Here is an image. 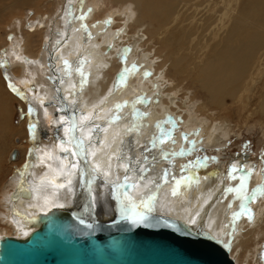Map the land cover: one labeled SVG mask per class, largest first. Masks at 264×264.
<instances>
[{
    "label": "bare ground",
    "instance_id": "1",
    "mask_svg": "<svg viewBox=\"0 0 264 264\" xmlns=\"http://www.w3.org/2000/svg\"><path fill=\"white\" fill-rule=\"evenodd\" d=\"M48 1L52 2V7L50 6L47 15L37 17L32 23L30 27L33 31L28 30V38L23 50L18 48L19 50L8 54L9 65L5 68L6 70L9 67L13 69L16 64H21L18 77L9 81L8 86L10 90L12 86H17L15 88L19 89L22 95L27 96L25 101H27V106L35 112L38 134L22 178L23 184L30 190L28 197L24 198L29 200H23L19 208H13L5 200L10 199V194H4L3 203H6L2 205V211H0V237L4 235L25 237L35 227L29 219L36 213L45 212L52 207L81 208V202L85 200L84 203L87 205L89 200L77 169L73 166L78 157L71 156L70 159H66L60 151L62 147L67 148L69 153L74 151L71 144L62 143L61 140V137L66 138L68 122L64 120L61 129L56 131L55 128L59 125L57 122L64 116L54 112V105L44 106L45 101L54 97V93L47 78L45 57L43 52L38 53L39 44L35 41L36 34L38 37L44 35V37L52 38L49 47L57 38L55 32H58L60 36H66L61 55L68 57L82 48L83 55L89 61L85 66L88 73L86 72L83 77L85 82L82 87L78 85L80 78L62 82L58 90L62 96L74 98L75 94L71 92L73 86L77 85L76 91L83 95L81 105L84 108V114L79 116L77 121V134L84 139L85 143H88L86 144L88 162L96 169L95 178H91L89 188L91 198L94 197L91 203L97 202L99 208L101 207L96 213L99 219H109L113 215L116 203L111 182L120 183L125 175L131 181L132 177L136 176L129 173L131 167L125 171V162L118 160L123 145H127L126 137L132 138L135 155H139V146L157 128L156 120L165 117L168 110L165 103L171 97L165 98L166 102L162 101L150 115H141L142 113L147 114L152 105L153 98L149 100V97L154 94L152 90L159 89L154 78L143 76V69L147 65L138 66L140 62L147 59V56L143 55L140 60H136L134 54L130 55V51L127 52L120 45L119 37L117 43L113 41L112 36L115 32L110 29L102 32L98 40L93 38L85 45L82 44L84 31L80 26L90 16V8L86 6L87 8L82 12L84 20L73 21L72 28L68 31L67 4L64 0ZM119 1V11L127 10L131 5L130 0ZM138 3L141 6L139 10L142 11L141 16L155 23L152 32L161 43L163 42L162 45L168 51L167 58H170L172 62L171 67L174 73L182 81L186 78L193 84H197L205 96V101L222 109H226L227 103L231 101L236 105L241 104L242 108L246 109L253 97L257 95V88L261 87L259 93L262 100L259 102L264 110V67H262L264 64V0H241V3L240 0H138ZM76 11L77 7L74 13ZM105 15L108 14L104 13L103 16ZM123 15L124 12L123 14L121 12L120 16ZM55 17H58V22L54 24L52 20ZM71 18L73 19V15ZM45 19L46 30L43 33L42 25L39 23L42 24ZM96 22L98 25L92 26L93 30L99 29L103 24L102 19ZM35 25L39 27L35 28ZM101 49L104 51L102 52ZM21 51L31 57L28 62L23 61ZM125 68L131 71L126 74L124 83L117 85L120 74ZM113 71L114 74L111 75ZM137 97H141V100L139 103H134ZM6 103V100L0 96V136L7 127ZM117 103L123 104V107L115 109L114 105ZM199 108L204 113L207 112V104L203 103L198 106ZM209 110L212 109L209 108ZM114 114H118L119 118L109 120V117ZM94 120H99L102 126L96 128L101 134L98 143L95 142L94 128L91 129L92 125L96 126ZM133 124L137 127L126 131ZM194 126L191 123L188 127L191 130ZM200 126L204 127L203 124ZM204 128H201L202 131L200 129V134L204 132L206 143L211 145V143L219 142V136L228 135L232 127L230 128V125L221 121L218 125L210 122ZM199 138V136L196 137L198 142ZM180 144L179 139L175 144H170L167 149L176 148ZM17 147L22 152L25 150L21 144ZM22 152L20 151L21 154ZM18 153L17 150V158ZM152 159L157 165L150 173L142 180L138 181L135 178L131 189L124 188L117 191L118 197L128 203L124 195L127 193L136 201L137 206H149L152 211L178 218L195 230L208 231L228 247L229 256H232L235 251V249L232 251L234 244L240 243L236 241L242 238V236L240 238L241 233L246 234V239L248 237L252 239L256 232L257 222L261 218L255 220L257 218L253 217L250 221L242 220L248 217L241 215L233 223L231 214L240 211L239 204L236 203L239 193L225 191L228 187L237 188L239 186V176L249 168V164L241 167L237 159L234 163L237 166V171L233 173L235 178L229 179L227 183L221 169H214L203 174L181 175L191 177V183L187 180L181 183L176 195L172 194L171 189L181 176L162 189H157L153 198L148 200V196L155 190L163 176V169L158 164L165 160L177 161L173 157H158V160L153 157ZM146 163H148L146 160H142L138 168L145 169L148 166ZM252 174L250 191L258 185H264V177L257 173ZM61 185L64 187H60ZM141 199L145 201L144 204L140 203ZM257 199L264 200V195ZM95 203L94 206L97 208L98 205ZM258 206L255 217L260 216L259 214L264 210V203H257ZM260 236L262 237L259 235L257 239Z\"/></svg>",
    "mask_w": 264,
    "mask_h": 264
},
{
    "label": "rangeland",
    "instance_id": "2",
    "mask_svg": "<svg viewBox=\"0 0 264 264\" xmlns=\"http://www.w3.org/2000/svg\"><path fill=\"white\" fill-rule=\"evenodd\" d=\"M118 2L120 1L64 0V3L67 4L68 31L71 30L73 21L79 20L77 17L82 15L83 10L87 8L86 6L90 8V16L86 18L85 22L83 23L87 26V31L83 30L84 33L82 35V44L85 45L93 38L98 40L99 35L102 32L110 29L114 30L115 32L112 36L113 41L117 43V38L119 37L120 45L123 46L127 52L130 51V55L133 56L134 54L136 60H140L143 55L147 56V59H145L144 62H140L138 66L142 67L146 64L147 67L143 69V76H145V72L149 73V75L145 77L149 76L154 78L158 83L157 86L159 87L157 91H155L156 89L152 90L154 94L149 97V100L153 98L152 105L147 115H150L152 112H154L160 106L162 101H165V98H169L171 96L168 102L165 101V106L168 109L164 115L165 117H160L156 120L157 128L151 132L149 138H147L143 144L139 146V155H135V145L132 138L129 136L126 137L128 140L127 145H123L122 151L118 156V160L127 163L129 167H131L129 173L136 175L132 177L131 181H133L136 177H139L137 174L140 175L141 169H139L138 166L142 163V160H146L148 162L146 163L148 166L145 168L147 171L144 172L142 179H144V177L150 173L153 167L157 165L152 158L155 157L156 160H158V157L162 158L161 148H163L165 151L174 150L176 152H184L183 155L168 156L177 159V161L165 160L158 164V166H161L163 169V175L165 171H167V180L175 177L171 182H169V184L173 183L181 175L203 174L214 169L222 170L225 176V182L227 183L229 182V179L227 178L229 167L234 165L237 159H239V166L243 167L244 165L249 164V168L254 169L251 174L257 173L259 176L264 177V173L261 171L262 167H264V164H262V160H264V110L261 108V102H259L262 100V96H260L259 93L261 87L257 88V95L253 97L252 102L246 109H243L241 104L236 105L231 101L227 103L226 109H222L216 105H210V103L205 101V96L203 92L199 90L197 84H193L191 80L186 78L184 81H182L181 78L177 77V74L174 73L171 67L172 62L170 58H167L168 51H166L164 45H162L163 42L161 43V41H159L155 36V33L152 32V29H154L152 27L155 25V23L153 20L151 22L149 18L147 19L141 16L142 11H139L141 10V6L138 5L140 4L138 3V0H130L131 5L133 6L129 5L127 10L122 11H119L120 7ZM51 3L52 2L48 0H0V57H4L7 60L9 56L8 54L14 53L16 50H19L18 48L23 50L25 41L28 38L27 33L28 30H31L32 23L37 17L47 15L50 6L52 5ZM76 7L77 11L74 13V9ZM110 10L112 11L110 12ZM121 12L122 14L124 12L125 17L124 15L120 16ZM104 13L108 15L103 16ZM72 15L73 19L71 18ZM101 19L103 20L102 26L97 30H93L92 26H97L98 24L96 21ZM45 21L46 19L42 24L39 23V25H42L41 29H43V33L46 30ZM52 22L54 24L57 23L58 17L53 18ZM39 25H35L34 27L37 28ZM89 33L91 34V38H89ZM54 34L57 38L53 40V43L50 45V47L49 43L52 41V38L44 37V35L39 37L37 34L35 35V41L39 44L38 53L43 52L45 57V67L48 72L47 78L54 93V97L48 101H45L44 106L54 105V112H57V114L66 118L68 115L64 111V102L67 104H74V109L76 111L74 114L77 123L79 116L84 114V108L81 105L83 95L76 91L74 98H67L62 96L57 90L60 89L59 86L62 84V82L64 83L69 80L80 79L81 77L79 76L77 69L81 66V61H84L82 64V69L83 72L86 73L87 71L85 70V66L89 61L87 57L83 55L82 48H80L77 53H73L68 57L62 56L61 48L66 41V36H60L58 32H55ZM103 51L104 49L102 52ZM22 59L23 61L28 62L31 57H29L23 51ZM62 60H67L69 62L71 68L69 75H62ZM20 65L21 64H16L13 69H10L9 67L8 70L2 69L0 66V96L7 102V127L5 132L0 136V211H2V205L6 203H3L5 193L8 195L10 194V199L8 198L5 200L9 202L13 208H19L21 201L28 199L24 197H18L19 199L14 200L12 195L16 189V186L20 183H23L22 178L25 174V164L27 163L30 152L34 147L33 145L36 142V139L35 141L33 140V132L31 129L32 124L30 122L33 121V117L35 119V112L27 106V102L19 94L14 93L8 86L9 81L13 80L15 77H18V74L21 71ZM262 67H264V64ZM113 74L114 71L111 75ZM5 75L7 76V79ZM258 78L260 77L258 76ZM25 97L27 98V96H24V98ZM203 103L207 104V112L205 113L200 110V108L198 109V106ZM209 108H211L213 111L209 110ZM219 108H221V110H219ZM221 121L230 125V128L232 127L230 133L228 135H224L223 137L218 135L219 142H215V144L211 143L210 145L208 142L206 143L205 133L201 132V135L200 129H205L204 127L206 124L208 126L210 122L216 123V125H218ZM95 123L96 126H99L100 128L102 127L100 126L99 120H97ZM191 123H193L196 127L194 126V128L190 130L189 127ZM200 124H203L204 127H201ZM96 126H91V129L94 128V134H96L97 131ZM61 127L62 125L59 124L56 126L55 130L59 131ZM18 131L19 133H16ZM90 134L93 138L92 133ZM165 134L171 135L173 139L166 140L162 145H158L157 147L153 148L149 143L150 139L154 136H160L163 138ZM198 136L200 137L199 142L196 140V137ZM100 137L95 138L96 143L99 142ZM179 139L181 144L178 147L167 149L170 144H175ZM19 144L25 147L23 152L17 147ZM85 144L88 143L86 142ZM13 148H16L19 152V157L16 160L10 159V152ZM146 148L148 151H145ZM246 154H248V158L244 157ZM145 157H147V159H145ZM204 157L209 158L204 162V166L196 167V162L198 160H203ZM189 163H191V167H187ZM176 174L178 175L174 176ZM250 176L247 181V188L249 191ZM142 179L137 178L138 181ZM159 182H162V180ZM112 183L113 182H111V184ZM82 184L84 183L82 182ZM164 186L166 185L164 184ZM164 186H162L161 189ZM84 191L86 193V190ZM240 195L241 194L239 193V196L236 200V203L239 205L241 203ZM115 196H117L116 193L113 194L114 199ZM93 198L94 197H92V200L94 201ZM260 201L257 199L255 201L256 203H253L250 198L246 201L247 206L252 210L251 220H253V217L254 219L257 218L255 220L261 219L259 222H257V226L255 227L256 232L252 236V239L249 237L246 239V234L241 233L240 238L241 236L242 238L237 239L236 241L240 243L237 244L235 242L236 244H234L232 247V251L234 249L235 251H233L232 256L230 257H232L234 262L237 264H264V210L263 213L261 212L259 214L261 217H255V212L259 208V206L257 207V203H264L263 199H260ZM84 202L86 201L83 200L81 202V208L86 206ZM94 203L95 202H93V204ZM96 203L95 205H98V207L96 208L95 206V211L98 213L101 207L99 208V204ZM242 220L249 219L243 218ZM2 227L4 228L3 225ZM257 235H262V237L260 236V238L257 239ZM239 245L240 247L238 248ZM241 253L244 255H242V258H240Z\"/></svg>",
    "mask_w": 264,
    "mask_h": 264
},
{
    "label": "water",
    "instance_id": "3",
    "mask_svg": "<svg viewBox=\"0 0 264 264\" xmlns=\"http://www.w3.org/2000/svg\"><path fill=\"white\" fill-rule=\"evenodd\" d=\"M8 65L0 57L1 68ZM64 108L67 115L76 112L74 104L64 102ZM30 122L35 141L37 123L34 117ZM95 136L100 137L99 129ZM16 158L17 150L13 148L10 159ZM174 178L157 185L161 188ZM88 179L91 177L86 175L83 182L89 198L85 207H52L29 219L35 227L27 236L0 237V264H237L229 256L228 247L208 231L195 230L178 218L152 211L149 206L132 208L115 196L113 215L99 219L91 203ZM159 188L155 187L150 195ZM29 193L27 186L20 183L12 198L28 197Z\"/></svg>",
    "mask_w": 264,
    "mask_h": 264
},
{
    "label": "snow or ice",
    "instance_id": "4",
    "mask_svg": "<svg viewBox=\"0 0 264 264\" xmlns=\"http://www.w3.org/2000/svg\"><path fill=\"white\" fill-rule=\"evenodd\" d=\"M84 18H85L84 15L77 17V19H79L81 21H83ZM106 23H107V21H106ZM80 27L82 30L87 31V26L84 25L83 23L81 24ZM89 38H91L90 33H89ZM83 62L84 61H81V66L77 69V72H78L79 76L81 77V79L78 82L79 87H82L84 82H85V80L83 79V77L85 76V73L83 72V69H82ZM62 64H63V68L61 70L62 75H65V76L69 75L71 72L69 62L67 60H62ZM130 71H131L130 69L125 68L121 72L120 78L117 81V85H121L124 83V81L126 80V74L129 73ZM144 75L147 76V75H149V73L145 72ZM13 90H16V89L13 88ZM76 90H77V85H74L72 88L71 94L74 95ZM57 91H59V90H57ZM140 100H141V97H137L136 100L134 101V103H139ZM121 107H123V104H121V103H117L114 105L115 109H120ZM30 111H31V109H30ZM141 115H147V114L142 113ZM118 118H119L118 114H114L113 116L109 117V120H115ZM65 119H67V122H68V129H67V133H66V138L61 137V140H62V143L71 144L73 146L74 151L69 153V150L67 148L62 147L60 149L61 153L64 155V158H66V159H70L71 156L78 157L77 162L73 166L77 169V173L79 175L81 182H84V178L86 175L88 177L95 178L96 169L89 165L88 151H87V146L85 144V141L82 137L77 135V123H76L75 114L72 113V114L68 115L66 118L62 117L61 120L58 121L57 123L62 125ZM134 127H137V126L135 124H133V125H131V127L129 129H126V131L131 130V128H134ZM96 128H98V126H96ZM172 139L173 138L171 137V135L165 134L163 136V138H161L160 136L152 137L150 139L149 143L151 144V146L153 148H155L158 145H162L166 140H172ZM185 139H186V137H185ZM145 151H148V149L146 148ZM183 154H184L183 151H179V152H176L174 150L165 151L163 148H161V155H162V157H165V158H167L168 156L183 155ZM145 159H147V157H145ZM208 159H209L208 157H204L203 160H198L196 162L195 166L196 167L204 166V162L207 161ZM262 164H264V160H262ZM191 166H192L191 163H189V165H187V167H191ZM124 167H125V171H127L129 165L127 163H125ZM253 170H254L253 168H248L243 174H241L239 176L240 184L237 188L228 187L225 189L226 192H237V193L241 194L240 195L241 203L239 205L240 211L234 212L231 214L233 223L241 215L247 216L249 221H250L252 218V210L250 207L247 206L246 201L249 200V198H250L252 202H255L257 200L258 196L264 195V185H258L257 187H255L251 191H249L247 188V181H248L249 176ZM145 171H147V169H141L140 175L138 177L139 179L143 178ZM236 171H237V166L231 165L229 167V170H228L227 178L228 179H234L235 177L233 176V173H235ZM261 171H262V173H264V167H262ZM161 180H162V182L167 181V171H165ZM185 180H187L188 183H191V177H184V176H181L179 180L175 181V183L171 189L173 195L177 194L178 188L180 187L181 183L185 182ZM91 182H92V179L87 180V183L89 185H91ZM111 186H112L113 194H115L120 189H124V188L131 189L133 184H132V181H130L128 179V177L125 175L122 182H120V183L113 182ZM159 186L160 185H157L156 187L159 188ZM60 187H64V186L61 185ZM21 190L23 191L24 189L21 188ZM124 195H125V199L128 202V204L132 208H136L137 207L136 201L133 200V198L130 195H127V193H125ZM153 196H154V193L152 195H149L147 199L151 200L153 198ZM140 203L144 204L145 201L143 199H141ZM134 215H136V213H134ZM81 223H84V221L81 220Z\"/></svg>",
    "mask_w": 264,
    "mask_h": 264
},
{
    "label": "trees",
    "instance_id": "5",
    "mask_svg": "<svg viewBox=\"0 0 264 264\" xmlns=\"http://www.w3.org/2000/svg\"><path fill=\"white\" fill-rule=\"evenodd\" d=\"M247 156H248V154L244 155L245 158H248Z\"/></svg>",
    "mask_w": 264,
    "mask_h": 264
}]
</instances>
